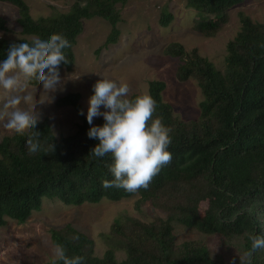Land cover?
<instances>
[{
  "label": "trees",
  "instance_id": "16d2710c",
  "mask_svg": "<svg viewBox=\"0 0 264 264\" xmlns=\"http://www.w3.org/2000/svg\"><path fill=\"white\" fill-rule=\"evenodd\" d=\"M127 1L81 0L67 13L34 19L26 0H0L19 9L24 37L0 39V62L7 58L12 44H31L27 37L48 39L61 34L72 45L83 31V20L93 17L110 22L108 42L116 43L121 22L116 5ZM246 1L188 0V6L197 12L194 30L215 37L228 20L229 10ZM172 19L163 8V25ZM242 23L241 31L227 45L224 71L197 50L186 52L180 44L166 48V55L182 61L179 78L196 79L204 99L200 118L183 121L164 101L165 82H149V95L157 105L153 118H161L171 130L167 150L172 160L147 190L128 193L102 188V180L114 179L108 168L113 161L110 155L97 158L90 153L99 141L88 138L87 132L91 126H102L103 118L89 125L85 114L79 115L82 123L77 131L61 138L48 120L39 121L23 136H5L0 141V228L9 220L25 224L42 210L44 199L81 206L139 197V208L151 204L165 216L148 223L117 218L108 237L109 249L102 257L95 253V242L71 225L51 229L53 243L63 245L69 257H84L85 264H264V249L246 255L251 251L249 234L264 236V24L246 16ZM6 24L0 16V30L7 32ZM63 51L69 63H62L59 70L71 68L74 62L70 47ZM80 100L81 95L68 94L56 105L73 107L79 114L83 110ZM33 131L41 133V149L31 154L26 141ZM202 202L208 203V209L195 218ZM175 224L193 228L206 239L178 244ZM119 249L126 252L122 261L116 256Z\"/></svg>",
  "mask_w": 264,
  "mask_h": 264
},
{
  "label": "rangeland",
  "instance_id": "374dc122",
  "mask_svg": "<svg viewBox=\"0 0 264 264\" xmlns=\"http://www.w3.org/2000/svg\"><path fill=\"white\" fill-rule=\"evenodd\" d=\"M81 0H26L34 19L67 13ZM172 14L169 25L162 23V10ZM116 9L121 15L118 24L120 32L116 43H109L112 25L101 17L83 20V31L70 50L74 54L71 68L59 70L63 90L43 94V85H31L28 91L33 103L21 107L40 115V121L48 120L57 138L74 134L82 123L73 107H58L56 101L68 94L81 95L80 104L87 116L88 99L94 93L92 86L99 79H110L129 86L128 98L149 95V82H165L164 101L172 105L176 117L183 121H196L201 116L200 103L203 94L194 78L181 80L178 68L182 61L165 54L171 44H180L186 52L197 50L209 59L215 67L226 68L227 45L242 29V17L264 24V0H248L231 8L228 20L215 37H205L194 30L197 18L195 9L188 6V0H128L118 3ZM0 16L6 21L8 31L0 30V39L17 41L24 38L18 23L19 9L6 2H0ZM32 37H27L31 39ZM54 97V99H51ZM101 111H104L101 107ZM102 117L94 118L93 124ZM0 122V141L12 135ZM139 197L121 201L103 200L99 204L66 206L58 200L44 199L42 210L34 212L25 224L9 220L0 228V264H48L53 260L51 229H62L71 225L88 235L95 242V253L102 257L109 249L108 237L114 220L137 218L152 222L165 214L151 204L138 207ZM208 203L198 205L195 218L202 217ZM178 244L204 240L205 236L193 228L175 224ZM117 259L126 258L122 249L116 252Z\"/></svg>",
  "mask_w": 264,
  "mask_h": 264
},
{
  "label": "clouds",
  "instance_id": "9594fccd",
  "mask_svg": "<svg viewBox=\"0 0 264 264\" xmlns=\"http://www.w3.org/2000/svg\"><path fill=\"white\" fill-rule=\"evenodd\" d=\"M71 47L69 40L61 34H52L48 39L37 36L31 44H12L7 58L0 62V122L9 132L23 136L35 129L40 121L37 112L22 108V103L31 105L33 95L28 91L33 81L43 85V94L63 90L59 66L68 64L64 49ZM93 95L88 99L86 120L93 125L94 118L102 117V126H91L87 132L90 139L99 143L91 149L97 158L110 155L113 163L108 166L114 179L102 180L104 189L118 188L128 193L147 190L152 179L162 167L172 160L167 150L171 144L170 129L161 118H153L156 101L147 94L128 98L129 86L110 79H99L92 86ZM54 99V97H51ZM103 107L104 111H101ZM79 115H84L80 110ZM40 132L33 131L26 141L31 154L41 149ZM54 145L50 148L54 151ZM251 257L256 250L264 249V236L249 234ZM85 264L82 256L69 257L61 244L53 245L52 264Z\"/></svg>",
  "mask_w": 264,
  "mask_h": 264
}]
</instances>
